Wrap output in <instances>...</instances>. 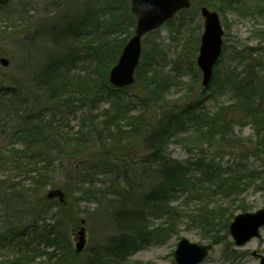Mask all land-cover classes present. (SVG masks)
Returning <instances> with one entry per match:
<instances>
[{
    "label": "rangeland",
    "instance_id": "1",
    "mask_svg": "<svg viewBox=\"0 0 264 264\" xmlns=\"http://www.w3.org/2000/svg\"><path fill=\"white\" fill-rule=\"evenodd\" d=\"M205 2L211 3L213 6L208 8L219 13L224 29V50L215 66L212 82L206 88L202 85V74L200 71L198 74L199 69L196 64L200 37L204 31V18L200 13V7L206 5ZM197 3H200L198 10L191 8L186 13H178L171 24L160 27L149 37H144L143 58L146 55L145 61L150 62L156 52L154 49H159L156 60H151L150 65L146 66L145 73L151 77L155 69L162 70L161 73H169V80L173 82L163 94L162 100L166 99L170 104L183 103L184 106L196 97L204 96L207 115L212 116L222 107L231 104L226 73L233 67L236 59L240 58H237L238 54L248 57L251 50L264 48V0H233L231 3H224L222 0H197ZM88 7L82 0H9L0 3V59L6 58L9 61L8 65L0 62V85L10 88V91L19 92L18 109L22 110L28 105L37 110L50 105L48 95L37 87L33 76L51 61L58 62L59 59H63L62 57L69 59L67 56L69 40L66 41V35L61 32L72 20H76L75 22L80 25L77 38L74 40L69 36L75 48V54L68 64L71 66L72 74L77 72L83 75V70L92 63L87 53L88 48L93 42H97L100 33H103L110 24L113 27L110 35H117V39L110 37L112 50L117 44L123 45L129 40L130 36H125L127 29L130 30L126 22L130 19L127 16L115 19L101 12L99 16L94 15L84 19L82 13ZM111 57L113 55L109 56ZM142 86L141 83L136 82L128 90V98L135 100L137 95L136 103L132 105L130 109L132 112L128 116L132 120L134 115L143 110L138 102L144 94ZM101 109H103V117L115 114V109L109 107V104L104 103ZM101 113L97 114L101 115ZM235 113L237 112L234 109H229L226 116L231 117ZM148 114H152V111H148ZM117 122L118 126L124 125L121 118ZM253 124L254 121L243 122L239 119L236 125L232 126V138L224 147L218 149L214 144L215 141L211 144L205 142L202 147L206 150L203 152L205 156H217L224 167L248 165L250 166L248 170L258 169V178L242 194L247 211H256L264 207V153L255 148ZM16 125V121H10L9 127ZM69 125L72 132H75L79 122L72 120ZM195 129L192 128L180 136L183 140L171 144L168 150L170 155L183 162L199 156L202 149L198 150V147L203 142L195 137ZM12 131L0 130L1 147L5 148L11 143H17L19 146L18 141L14 140L15 133L12 135ZM72 137L75 140L74 138L71 140L70 147H67L69 149L59 157L64 163L63 169L68 172L67 177L62 171L56 177V186L38 191L30 186L29 177L35 174L34 170L30 172V168H26L24 164L25 161L18 164L9 163L7 160L10 156L5 148V154L0 158V264H42L43 260L47 259L46 256H39L33 248L27 251L25 244L26 241H30L31 234L35 235V226L32 223L43 204L56 205L59 202L60 207L55 211L62 226L60 227L65 247L64 250H57L51 255L50 260L43 264H86L94 248L104 247L114 236L119 237L124 233L115 226L113 211L118 208V204L121 207H131L136 204L138 193L136 176L133 177L134 180L127 177L126 182L122 183L124 188L119 187L118 190L103 186L86 188L80 184L89 167H86V164L88 161H95L101 153L94 147V143L86 144L85 139ZM114 142L107 147V155L119 158L120 168L124 162L120 154L131 155V164L128 168L122 169L127 168V176H133L134 170L140 171V167L136 169L132 160L136 161L144 154L139 137L126 143L116 140ZM140 174L142 175L143 171ZM149 179L143 181L145 186L140 188L141 192L147 189L148 184L155 182L152 178ZM202 185L200 190L194 182L190 191L177 195L173 203L179 211L176 221L172 220L173 215H168L167 218L148 215L146 237L128 264H178L174 251L182 237L193 243L213 244L209 255L199 264H259L258 257L253 256L252 252L257 251L264 255V228L259 238L251 240L242 247H236L231 236L226 235L225 231L220 230L221 228L214 232L217 227L213 226L210 230L192 220V216L199 212V204H202L200 200H203V204L209 202L211 207H213L212 203L214 207L220 206L219 209L225 210L226 217L237 203L218 190L213 193L214 183H202ZM29 187L31 193L28 196L26 191ZM10 189L12 191H9ZM51 189L61 190L64 193L63 201L56 196L45 203L48 198L47 193ZM202 189L210 191L206 192ZM12 195L14 200L9 201ZM11 202L18 204L15 206L6 204ZM240 212L237 210L235 215ZM37 225L41 228L40 223ZM82 226L85 227L86 243L84 249L77 252L75 244ZM214 236L219 240L217 244L213 242ZM232 250L239 251L238 255L241 258L233 261L228 257L226 253ZM47 252L51 251L48 249Z\"/></svg>",
    "mask_w": 264,
    "mask_h": 264
},
{
    "label": "trees",
    "instance_id": "2",
    "mask_svg": "<svg viewBox=\"0 0 264 264\" xmlns=\"http://www.w3.org/2000/svg\"><path fill=\"white\" fill-rule=\"evenodd\" d=\"M82 1L85 2V6H89L83 10L84 19L94 15L99 16L101 12L115 19L127 16L130 19L126 21L130 30L127 29L125 36H131L134 33L136 19L131 13L130 0ZM222 1L231 3L233 0ZM199 4L197 0H192L191 8L198 10ZM205 4L208 7L213 6L207 2ZM191 8L179 13H186ZM75 21L69 22L61 32L66 35V41L69 40L67 55L69 59L62 57L63 59H59L58 62L51 61L33 76L37 87L48 95L50 105L37 110L25 105L20 110L18 109L20 100H17L19 92L10 91V88L0 85V130H13L14 140L19 143V146L17 143L5 146L10 156L7 161L12 164L25 161L26 168H30V172L34 170L35 174L29 177L30 186L34 190L56 186L57 175L62 171L65 175L68 173L66 169H63L64 163L59 157L66 149H69L67 147H70L71 140L74 138L72 136H76L85 139L86 144L94 143V147L101 153L95 161L87 162L86 167H89L85 174L86 178L84 177L80 184L88 189L103 186V188L113 187L118 190L119 187H123L122 183L126 182L127 177L134 180L133 177L136 176V188H138L136 204L131 207H121L118 204V208L113 211V222L124 233L118 234L119 237L114 236L106 246L94 248L86 264H128L146 237L148 215L165 216V218L173 215L172 220L176 221L179 211L173 203L179 193L190 191L194 182L200 190L203 187L202 183H214L213 193L218 190L237 202L232 212L226 217L225 210L219 209L220 206L214 207L212 203L213 207H211L209 202L203 204V200H200L202 204H199V212L192 216V220L202 227L206 226L210 230L213 226L217 227L213 230L214 232L221 228V231L229 235V224L236 211L248 210L242 194L248 186H251V183L254 184L259 172L258 169L248 170L250 167L248 165L224 167L217 156H205L203 152L206 150L202 147L205 142L211 144L213 141L218 149L224 147L225 143L232 138V126H235L240 119L243 122L254 121L255 148L264 153V48L263 51L251 50L248 57L238 54L237 58H240L236 59L233 67L226 73L231 104L222 107L212 116L207 115L204 96L196 97L184 106L183 103L170 104L166 99L162 100L163 94L168 91L173 81L169 80V73H161L162 70H153L152 77L145 73L146 66L150 65L151 60H156L159 49H154L156 52L150 62L145 61L146 55L144 58L142 56L136 70V82L141 83L144 90V94L138 101L143 110L134 115L132 120L128 116L132 112L130 111L132 105L136 103L137 95L135 100L128 98L127 95L128 90L136 82L129 87L117 88L110 84L108 79L109 71L117 62L126 42L123 45L117 44L112 50L110 37L117 39V35H110V30L113 28L110 24L103 33H100L97 42H93L88 48L87 53L92 63L83 70V75L77 72L72 74L71 66L68 64L75 54V48L69 36L73 39L77 38V30L80 27ZM172 22V19L169 20L165 26ZM150 35L151 33L146 37ZM158 46L157 44L156 47ZM110 55L113 57L109 58ZM107 59L109 61H106ZM197 71L200 74L199 70ZM104 103L115 109L114 115L103 117L101 108ZM229 109H234L237 113L227 117L226 113ZM148 111H152V114H148ZM98 112H102L101 115H98ZM119 118L123 126H118ZM72 120L79 122L75 132H72L69 125ZM10 121H16L17 125L9 127ZM192 128H196L195 137L203 142L198 147V150H202L198 151L197 158L183 162L170 155L168 150L173 142L183 140L180 136ZM135 137H139L144 154L138 160H132L136 169L140 167V171L134 170L135 175L133 173V176H127L126 171L131 164V155L120 154L124 158L120 168L119 158L108 156L107 147L115 143L114 140L126 143ZM5 148L0 146V158L5 154ZM124 167L127 168L122 169ZM151 178L155 182L148 184L147 189L141 192L140 188L145 186L143 181L151 180ZM30 189L29 187L26 191L28 196L31 193ZM202 191L210 190L202 189ZM13 196H10L9 201L14 200ZM50 199L46 198L45 203H48ZM205 200L208 201V199ZM6 204L15 206L18 203ZM59 207V202L56 205H42L32 223L35 226V235L31 234L30 241L25 242L27 251L33 248L39 256H46L47 259L43 260L44 262L50 260L51 255L57 250L65 248L62 226L55 211ZM39 223L41 228L37 225ZM213 242L214 244L219 242L216 236L213 237ZM48 249L51 252H47ZM238 254L239 251L236 250L226 253L233 261L241 258Z\"/></svg>",
    "mask_w": 264,
    "mask_h": 264
},
{
    "label": "water",
    "instance_id": "3",
    "mask_svg": "<svg viewBox=\"0 0 264 264\" xmlns=\"http://www.w3.org/2000/svg\"><path fill=\"white\" fill-rule=\"evenodd\" d=\"M8 1V0H0ZM191 0H131V11L137 19L134 35L125 44L116 64L111 68L109 80L111 84L122 88L135 82V71L142 55V38L151 31L161 27L175 14L190 7ZM204 17V32L201 36V44L197 64L202 71V84L209 86L213 77V69L222 53L223 27L219 14L208 7L201 8ZM1 64L8 65L6 58L0 59ZM58 196L61 201L64 193L61 190H50L48 197ZM264 227V207L254 212H243L235 216L230 224V234L236 246H243L254 238L261 236ZM86 243L85 227L79 231V240L76 242V251L81 252ZM212 248L211 244L199 245L187 238H182L175 250V259L178 264H198ZM259 264H264V255L258 254Z\"/></svg>",
    "mask_w": 264,
    "mask_h": 264
}]
</instances>
